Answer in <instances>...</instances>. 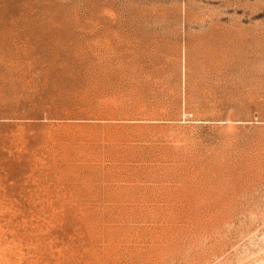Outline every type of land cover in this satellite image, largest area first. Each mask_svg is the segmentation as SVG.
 I'll list each match as a JSON object with an SVG mask.
<instances>
[{"label": "rangeland", "instance_id": "rangeland-1", "mask_svg": "<svg viewBox=\"0 0 264 264\" xmlns=\"http://www.w3.org/2000/svg\"><path fill=\"white\" fill-rule=\"evenodd\" d=\"M0 264H264V0H0Z\"/></svg>", "mask_w": 264, "mask_h": 264}]
</instances>
